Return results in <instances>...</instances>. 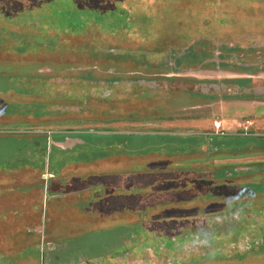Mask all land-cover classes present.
<instances>
[{"label":"rangeland","instance_id":"obj_1","mask_svg":"<svg viewBox=\"0 0 264 264\" xmlns=\"http://www.w3.org/2000/svg\"><path fill=\"white\" fill-rule=\"evenodd\" d=\"M71 4L73 8L88 10L77 12L80 17L77 23L80 27L75 29L77 33H83L81 24L93 22L106 26L108 32L129 24L135 28V35H144L149 28L143 19V0H131L130 4L128 0H0V8L6 9L10 15L20 13V17L15 18L19 26L11 27L10 23L14 22H9L11 18L7 19L0 11V169H6L8 165L21 168L22 188L27 190L24 193L17 190L16 193H22L21 198L12 199L16 201L17 208L21 205L18 210L22 215L18 218L22 221H7V233L4 228L0 230V250L3 251L0 253V264H264V105L234 99L205 106L202 100L183 95V91L194 89L192 81L168 82L166 78L158 77L163 70L154 69L153 63L136 64L129 59L127 63L114 66L109 59L94 60L86 54H79L82 49L78 46L71 49L58 46L52 39H59L62 44L66 40L75 44L84 39L67 35L64 33L66 29H62L70 23L68 15L74 14L68 11ZM151 8L149 11L154 14L155 8L152 11ZM25 9L29 13H37L40 22V17L47 20L44 23L48 24L47 33L21 26L20 22L24 23V20L36 22L34 16L28 18V13L24 15ZM93 9H108L117 15L113 20L111 16L89 11ZM57 13L60 21L55 15ZM108 19L111 24H106ZM55 26L57 28L52 29ZM154 29H157L156 25ZM89 33L96 39H100L101 34H105L103 37L108 35L96 31V28ZM45 34L48 35L47 41L41 43V36ZM167 34V40L174 44L176 36ZM118 36L124 38L125 31H119ZM35 37L38 39L32 46L30 42H34ZM136 40L134 45L118 41H113V45L121 49L131 46L132 51L144 50ZM168 47L161 49L167 51ZM97 49L103 52L110 48L102 46ZM29 51L32 53L29 54ZM96 64L101 66L95 69ZM80 69L82 73L97 72L102 82H109L115 72L133 71L140 73L134 77L148 78L172 90L170 99L167 98L166 110L162 114L149 113V127L135 126V133L157 132L161 125L158 122L165 119L163 131L169 135L176 131L186 135L211 132L215 122L223 123L227 134L220 137L214 133L212 140L209 139L213 142L210 150L205 152L207 162L206 158L202 159L204 150H198L199 153L191 159H171V163L168 160H153L154 156L139 159L149 156L152 151L162 148L164 151L165 147L159 143L157 136L150 138L152 134H146V138H140L135 135L131 138L134 175L109 178L108 174L105 175L108 173L106 170L97 172L98 160L102 156L99 151L108 152L110 142L124 138L106 133L124 128H116V123L104 118L105 121L75 123L61 112L55 115L53 112L46 114L41 109L29 111L33 106L65 108L70 99L72 104L83 102L85 98L78 94L94 87V84L89 85L94 80L85 83L75 81L76 84L70 85V78L77 76ZM164 73L168 74L166 70ZM119 74L115 77L128 79L126 75ZM196 77L194 79L199 82L207 77L218 82L223 79L222 75L216 74H197ZM201 88L198 85L197 94H203ZM113 98H108L107 104L103 103L102 107L109 105ZM116 100L121 103V97L117 96ZM198 105L199 108L194 109ZM84 130L86 132L81 138L88 140L89 146L68 151L56 149L57 140L68 137L72 131V137H76L78 134L74 131ZM246 133L255 136H246ZM50 140H54L53 148L49 146ZM167 143L173 144L172 141ZM93 147L96 149L92 150ZM95 151L98 153L94 154ZM44 152H47L46 160L54 162L53 167L59 173L69 165L64 174L45 175L48 181L57 182L60 179L66 186L73 183L69 195L62 197L64 194L61 192L57 198L49 199L46 189L44 196L35 187L27 189L33 184L30 177L26 179L27 175H33L31 164L45 165ZM17 158L19 160L15 161ZM108 158L106 155L103 159ZM86 161L95 163L88 172L96 175L89 180L91 186H87L92 189L91 198L95 197L94 203L102 200L93 207L97 213L91 218H84L80 212H83V207H91L92 201L86 200L80 209L71 211L79 205L75 201L81 197L76 199L75 193L83 189L80 178H84L82 163ZM14 162L17 164L14 165ZM25 164L28 166L25 167ZM195 167L198 169L189 170ZM228 171L254 173L231 178ZM224 174L227 178H223ZM111 187L115 192L106 198L108 194L105 190H111ZM125 188L128 191L122 190ZM255 191H263V194ZM4 193L6 196L2 198L7 197V193L15 194L14 191ZM62 198H65L67 214H63L60 207ZM53 200L59 201L58 207L54 203L52 209ZM35 203L38 207L36 212H32ZM9 211L13 213L12 209ZM10 216L14 219V214ZM40 217L42 222H39ZM2 232L5 235H1ZM48 243L51 247H46Z\"/></svg>","mask_w":264,"mask_h":264},{"label":"flooded vegetation","instance_id":"obj_2","mask_svg":"<svg viewBox=\"0 0 264 264\" xmlns=\"http://www.w3.org/2000/svg\"><path fill=\"white\" fill-rule=\"evenodd\" d=\"M128 1L130 4L131 0ZM71 5L72 7L68 11L74 14L72 16L68 15L70 23L67 26H63L62 29H66L64 33L67 35L84 37V39L77 41L75 44L72 40H66L62 44L59 39H52L58 46H65L67 49L74 48L72 46H78L77 48L82 49L79 54H86L94 60L96 58L97 60L109 59L110 64L114 66L127 63L129 59L133 62L136 61V64H143L144 62L149 65L153 63L154 69L163 70V73H160L158 77L166 78L168 82L172 80L192 81L194 89L183 91V95L185 94L186 97H191V99L202 100L205 102V106L234 99L241 102L264 105V0H143V19L145 25L149 27L146 29L149 32L144 31V35H135V28H132V25L129 24L108 32L106 26L102 27L98 22H93L89 25L81 24L83 33L82 31L77 33L75 29L80 27L77 24L80 21L77 12L88 10H79L73 8V4ZM151 7L155 8L154 14L149 11ZM37 9L45 12L44 9ZM37 9L34 10L36 11ZM108 9H93L89 11H97L98 14L107 15L106 17L111 16L114 20L117 14ZM0 11H3L7 19H12H9V22H14L10 23L11 27L19 26L15 20L16 16L20 17L19 12H17L19 13L18 15H10L6 9L0 8ZM11 12L14 13V11ZM25 14L28 15V18L34 16L36 22L29 23L24 20V23L20 22L21 26H26L35 31L48 32V24H44L47 20L40 17V22L36 15L37 13H29L27 9L24 10ZM55 15L58 16L60 21L59 13ZM59 23L62 24L63 19ZM106 24H111V21L108 19ZM155 25L157 26L156 30L154 29ZM55 28L57 27L55 26L52 29ZM92 28H96V31L100 33H108V35L103 37L105 34H101L99 36L100 39H96L89 33ZM166 29L169 30L166 31ZM122 30L125 31L124 38L118 36L119 31ZM165 32L176 36L177 40L173 42L174 44H172V41L167 40L166 36L168 34ZM46 37H48L47 34L41 36L40 42L47 41ZM86 38H91V40H85ZM37 39L38 37H35L34 42ZM135 40L139 47L144 50L132 51L131 46L121 49L114 46L115 44L113 43V41H118L126 45H134ZM34 42L31 41L30 44L34 46L36 44ZM167 45L169 46L167 51L161 49ZM102 46H107L110 49L103 50V52L102 49H97L102 48ZM28 53L32 52L29 51ZM99 54L100 56H98ZM100 66V64H96L94 68L96 69ZM165 70L168 74L164 73ZM115 74H124L127 76L125 78L128 79L125 81L123 80L124 77H115V75L113 78L110 77L109 82H102L97 72H78L77 76L73 75L70 78L71 84L67 83L73 85L76 84L75 81H83L85 83L86 81L94 80L93 83H89L90 86L94 84V87H88L78 94V96L85 98L83 102L78 101L77 104H72L70 99L67 104L65 103V108L51 106L50 109L49 107L42 109L40 106H33L29 111L41 109L46 114L53 112L54 114L56 113L55 115L61 112L62 115L68 116L69 120H73L75 123L95 120L105 121L103 118L109 119L111 123L118 121L132 123L134 121L142 122L147 120L150 117L149 113L162 114L166 110V102L167 98L169 100L171 97V89L158 85L156 82H151L148 78L134 77L140 73L137 74L133 71L115 72ZM197 74L222 75L223 79L218 82L214 81L212 77H207L208 79L205 81L199 82L194 79L197 78ZM198 85L202 86L203 94H197ZM117 96L121 97L120 104L116 100ZM111 97L114 98L109 102V105L102 107L103 103L107 104V99ZM197 108H199V105L194 109ZM97 114H100V116ZM90 116L92 117L89 118ZM73 121L71 123H74ZM74 132L78 136L72 137L74 134L72 131L68 137L63 139H84L81 137L86 130ZM249 135L255 136V134ZM249 135L246 133V136ZM18 160L19 158L15 161ZM16 164L14 162V165ZM27 166L25 164V167ZM7 169L9 171H21V168L8 167ZM17 190L21 189L16 188ZM59 191H63V189L59 187ZM7 195L0 202L2 204L1 208L5 212V214L0 216V230L4 228L3 230H6V233L8 228L7 221L16 223L21 220L17 215L14 216V219L9 215V210L17 208L16 201L12 199L19 196L20 193H17V195L7 193ZM4 196L6 195L2 197ZM100 202H92L94 205L91 207L99 205ZM17 206L20 209L21 205ZM24 221L28 222L26 219ZM42 221L40 217L39 222ZM1 235H5V233L2 232ZM46 247L51 246L48 243ZM0 253H3V251L0 250Z\"/></svg>","mask_w":264,"mask_h":264},{"label":"crops","instance_id":"obj_3","mask_svg":"<svg viewBox=\"0 0 264 264\" xmlns=\"http://www.w3.org/2000/svg\"><path fill=\"white\" fill-rule=\"evenodd\" d=\"M147 121V120H145ZM145 121H142V122H132V123H126V122H115L116 123V128H124V129H115L113 131H110L106 134H109V135H113V136H121V137H124L122 139H117L115 141H112L110 142L111 144L109 145V149L107 150L108 152H104L102 150H100V155L102 154V156L99 158L100 160H98V168H97V172L98 171H102L103 170H106V172L108 173H101L102 176H105L108 174L109 178L111 177H118V178H124L123 176H133L134 175V150H133V147H132V140L131 138H133L135 135H138L140 138H146V134H152V136H150V138H154V137H158L160 140V144L162 146L165 147V150L163 151V148L162 150L160 151H152V152H149V156H145V157H139V159H148L150 158V156H154L152 159L153 160H168L170 161L171 163V159H173L174 161H185L186 159H191L193 156H195L196 154H198L199 152H202V150H204V154L202 157V159H205V161L207 160V157H205L206 153L205 152H208L210 150V146H212V142L213 141H210L212 140L211 138L214 137V133H215V129L213 127V131L211 132H201V133H197V134H194V135H186L185 132H182V131H176L177 133H174V134H166L164 131H163V128H164V124L166 123L165 119L164 120H160L158 123H161V125L159 126V130L157 132H148V131H145V132H140V133H135V131H133V128L135 126H140V127H149V121L145 122ZM163 121V122H162ZM118 123V124H117ZM114 126V125H112ZM222 126H223V129H224V125L222 123ZM167 138V139H166ZM188 139H191L189 142ZM210 139V140H209ZM130 143H128L129 141ZM167 141H172L173 144H168ZM54 140L53 141H49V146H51V148H53L54 146ZM200 144L201 148L198 149V145ZM86 147V146H89V141L86 140V139H79V138H76V139H71V138H67V139H60V140H57V143L55 144V147L56 149L58 150H62V151H68V150H72L76 147ZM96 148H92V150H95ZM176 149H181L182 151H179V150H176ZM199 150V152H198ZM218 151V150H216ZM98 152L95 151L94 154H96ZM49 154H51V150L49 152ZM93 154V155H94ZM99 155V154H97ZM108 155V159H103L104 156ZM46 157H47V152H44V158L43 160H45V165L43 166H38L37 164H31L32 166V170L31 172L33 173L32 176L30 175H27L26 179L28 177H30L31 181L33 184L30 185V188H27V189H33L32 187H35V189L37 188L38 191H40L42 193V195L44 194V189L47 190L48 192V195L50 196L49 199L51 198H57L60 193L62 192L64 195L62 197H65L67 195H69L70 192V188L71 186H74L72 185L73 183L71 184H67L64 185V181L62 180H58L57 182H54V181H48V180H45V175H61V174H64V171L69 167L66 166L62 171L61 173L58 172V169L56 167H53V164L54 162L50 161H47L46 160ZM157 158V159H155ZM196 158L198 159V157L196 156ZM195 158V159H196ZM212 158V157H210ZM108 160V162H107ZM173 161V162H174ZM207 162V161H206ZM95 164V163H93ZM92 163H88L86 161V163H82V172H83V175H84V178L81 179L80 178V183L83 185V189L81 191H79L78 193L76 192L75 193V197L76 199L77 198H80L79 201H75L76 204H79V205H76L75 208H72L71 211H73V209H80L81 208V205L83 204H86V200H89V201H92L93 202V199L95 200V197L93 196V198H91V191L92 189H88L89 186H91L90 184V181L92 178H94V176L96 175H91L89 170H90V167L93 166ZM212 164V162H211ZM201 165V164H200ZM208 166V165H207ZM9 167V165H8ZM7 167V168H8ZM0 169V200L2 201L3 198L2 196L3 195H6V193L4 192H10V191H14L15 192V195H17L16 193V188L18 189H21L22 192H27V190H23L22 188V184H20V181H21V175H22V171H9L8 169ZM211 170H213V167L212 165L210 166ZM198 169L197 167L195 168H192V169H189V170H196ZM177 172V171H176ZM185 172V174L189 173L187 171H183ZM19 176H18V175ZM90 174V175H88ZM105 174V175H104ZM193 174V173H192ZM18 176V177H17ZM228 177H230V175L228 174ZM95 178H98V177H95ZM100 178V177H99ZM18 179V180H17ZM25 179V180H26ZM18 181V185L15 184V181ZM64 180V179H63ZM90 180V181H89ZM199 181V179L197 180ZM197 181H195L197 183ZM83 182V183H82ZM35 183V184H34ZM88 186V187H87ZM59 187H61V189H63V191H59ZM122 190H125V191H128V188H125V189H122ZM107 192V196L106 198H109V195L111 193H114L115 190L113 187H111V190L110 188H106L105 190ZM21 192V191H20ZM31 193V192H30ZM41 195V197H43ZM22 196V193H20L19 196H17V198H21ZM64 200L65 198H62L61 200V205L60 207L63 208V214H67L68 211L65 209V205H64ZM84 200V201H83ZM0 201V202H1ZM58 201L59 200H53L51 201L53 204H52V209L55 207V204L56 206L58 207ZM102 201V200H100ZM37 202V201H35ZM55 203V204H54ZM1 203H0V208H1ZM40 206L42 205V201L40 202L39 204ZM94 204L92 203L91 206H93ZM38 207V203H35V206H33V210L32 212H36V209ZM19 209V208H17ZM17 209H14L13 210V213L10 212L9 215L11 214H14V216H21L22 214L20 213V211H15ZM51 209V212H53V210ZM91 209V211H90ZM49 210V208H48ZM81 210L83 212H80L82 213V216L85 218H91V217H94L96 216V211H94V208L93 207H88V208H81ZM5 214V212L2 210H0V216ZM62 214V213H61ZM73 214V213H71ZM101 215H104V216H109L110 214L106 213V214H102L100 213ZM37 215V214H36ZM52 218V217H51Z\"/></svg>","mask_w":264,"mask_h":264},{"label":"trees","instance_id":"obj_4","mask_svg":"<svg viewBox=\"0 0 264 264\" xmlns=\"http://www.w3.org/2000/svg\"><path fill=\"white\" fill-rule=\"evenodd\" d=\"M249 142H246V144H248ZM231 171V170H230ZM221 172H223V170L221 171ZM226 173H227V171H226ZM228 173H230L229 171H228ZM254 173V171H248V172H240V173H238V172H236V171H234L233 173H230L231 175H230V177L231 178H238V177H240V176H249L250 174H253ZM217 174V173H216ZM217 178H220V177H218V175H217ZM223 178H227V176H226V174H224V177ZM257 192V194H263V191H260V192H258V191H255L254 193H256ZM262 208H264V207H262Z\"/></svg>","mask_w":264,"mask_h":264},{"label":"built area","instance_id":"obj_5","mask_svg":"<svg viewBox=\"0 0 264 264\" xmlns=\"http://www.w3.org/2000/svg\"><path fill=\"white\" fill-rule=\"evenodd\" d=\"M215 136L223 137L227 134V131L223 129L221 122L214 123Z\"/></svg>","mask_w":264,"mask_h":264}]
</instances>
